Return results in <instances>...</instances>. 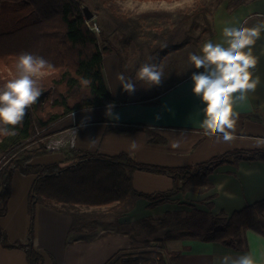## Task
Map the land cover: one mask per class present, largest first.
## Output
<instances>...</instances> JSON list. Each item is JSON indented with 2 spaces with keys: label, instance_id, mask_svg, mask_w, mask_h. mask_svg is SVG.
I'll return each instance as SVG.
<instances>
[{
  "label": "trees",
  "instance_id": "16d2710c",
  "mask_svg": "<svg viewBox=\"0 0 264 264\" xmlns=\"http://www.w3.org/2000/svg\"><path fill=\"white\" fill-rule=\"evenodd\" d=\"M119 1L126 0H0V87L16 75L17 56L22 52L41 56L52 65L36 78L41 96L26 110L22 123L10 129L14 134L0 135L3 155L0 221L9 212L15 175L34 177L28 199L30 225L26 239L11 241L0 223V244L7 249L22 250L29 264H45V258L34 246L38 205L71 217V232H91L97 228L98 220L120 219L140 199L168 201L179 193H202L211 189L209 176L222 165H236L242 160L264 162V147L234 149L186 168L139 163L126 152L107 155L75 147L57 151L63 155L61 162H42L55 152L48 148L50 136L41 133L75 113L107 109L109 104L114 105L113 111L128 103L127 98L116 99L109 89L104 73L107 55L119 56L121 73L136 85L142 84L136 80V72L142 64L162 66V83L152 86L155 95L139 100L145 105L159 104L161 96L189 80L194 72L203 71L194 67L185 71L192 65L191 53L186 51L192 44L200 46L207 33L214 36L212 20L210 22L206 16L213 0H203L188 10L137 15L124 11ZM135 1L173 3L181 0ZM227 1L230 9L232 0ZM85 5L97 16L92 22L102 13L113 21L117 32L123 36L122 50L114 45L105 30L98 35L90 29L83 11ZM136 60L139 63L133 66ZM180 69L184 74L170 80ZM85 80L89 83H84ZM136 172L167 175L174 180V187L166 193H139L133 184ZM213 207L214 203H210L209 211L194 210L186 217L180 213L165 214L159 225L182 226L180 231L168 233L165 240L217 242L237 252H247L248 230L264 236V199L231 215L214 214ZM49 256L53 264H57L56 259ZM109 264H167V261L158 251L145 250L119 255Z\"/></svg>",
  "mask_w": 264,
  "mask_h": 264
},
{
  "label": "crops",
  "instance_id": "0c3cea01",
  "mask_svg": "<svg viewBox=\"0 0 264 264\" xmlns=\"http://www.w3.org/2000/svg\"><path fill=\"white\" fill-rule=\"evenodd\" d=\"M191 1L167 3L126 0L119 3L135 7L139 9V13H143L161 9L166 5L179 7ZM226 9L227 3H223L217 11L215 34L211 37L213 42L222 38V30L226 26L247 22L246 26L251 27L264 21L259 2L252 3L250 8L244 6V14L239 17L237 13L227 14ZM262 9L264 10V3ZM220 13L225 15H219ZM254 54L259 56L254 71L261 77L262 83L245 100L236 101L238 116L245 118L238 119L235 137L231 142L223 141L222 137L205 135L202 127V110L205 105L193 94L191 78L161 96L159 104L145 105L140 104L139 100L153 97L154 89H141L139 85H143L142 83L136 85L135 92L130 95L123 90L116 75L115 84L109 89L119 101L128 99L126 105L113 110L119 119L107 116V109L75 113L52 127L50 139L64 138L67 143L75 139V148L107 155L129 153L130 140H136L139 149L134 154H129L137 162L168 168L193 167L234 149L264 147L258 146L264 141V33L254 45ZM115 65L119 74L118 55ZM70 130H75L76 134ZM176 140L180 141L181 147L172 149L170 142ZM90 141L95 142L93 144ZM65 148L68 149L69 145ZM62 160L63 155L55 152L45 157L42 162ZM2 161L3 155L0 153V164ZM33 181V176L20 173L14 177L9 212L0 221L11 241L26 239L30 225L28 199ZM209 181L212 188L202 193H179L169 197L168 201L160 199L159 202L140 199L122 218L98 220L97 228L91 232H71V217L38 205L35 249L43 255L45 264H53L49 255L56 259L57 264H109L119 255L145 250L160 252L166 258L167 264H214V261L225 254L235 256L249 252L254 256L256 264H264V236L253 230L246 232L247 252H237L217 242L165 240L168 233L182 229L181 224L165 227L159 225L167 213H180L186 217L194 210L207 212L208 205L214 203V214L225 212L231 215L249 204L263 200L264 162L242 160L236 165H222L209 176ZM133 184L139 193L158 194L171 191L174 180L167 175L136 172ZM126 226L137 229L127 232L124 229ZM0 264L29 263L22 250L7 249L0 244Z\"/></svg>",
  "mask_w": 264,
  "mask_h": 264
},
{
  "label": "clouds",
  "instance_id": "9594fccd",
  "mask_svg": "<svg viewBox=\"0 0 264 264\" xmlns=\"http://www.w3.org/2000/svg\"><path fill=\"white\" fill-rule=\"evenodd\" d=\"M246 25L247 22H244L224 27L220 40L204 42L200 54L189 55V62L194 68L203 69L194 72L191 80L193 94L205 105L202 110L205 135L222 137L225 142H231L235 137L239 119L236 101L245 100L262 83L261 77L254 71L259 62V56L254 54V45L264 33V21L251 27ZM51 68L50 62L41 56L28 52L17 56L16 75L0 87V135L14 134L10 129L22 123L26 110L41 96L36 78ZM163 78V68L156 63H144L136 72V80L147 87L159 86ZM117 79L125 92L130 95L135 92L136 84L131 78L119 73ZM84 83L89 81L85 80ZM113 108L114 105L109 104L106 115L119 119L118 115H114ZM70 131L76 134L75 130ZM63 144V140H57L49 148H60ZM258 146H264V141ZM170 147L178 149L181 143L179 140L172 141ZM138 149L136 140H130L129 153L134 154ZM214 264H256V260L250 252L235 256L225 254Z\"/></svg>",
  "mask_w": 264,
  "mask_h": 264
},
{
  "label": "rangeland",
  "instance_id": "374dc122",
  "mask_svg": "<svg viewBox=\"0 0 264 264\" xmlns=\"http://www.w3.org/2000/svg\"><path fill=\"white\" fill-rule=\"evenodd\" d=\"M202 1L203 0H192L191 2H188L186 4H182V6H179V7H174V6H172V7L170 6L169 7L168 5H166L164 7H161V9L149 10V11H145L143 13L152 12V11H175V10H179V9L188 10V9H192L193 7H195L197 4H199ZM254 2H257V3L259 2L260 9L264 13V10L262 9V4L264 3V0H232V4H231L230 9H229V1L224 2V0L223 1L221 0L220 2H218V0H213L212 5L211 4L208 5V8H207L208 9V13L206 14V16L210 20V22L212 20V26L215 27L214 25H215L216 15L218 14L217 11H218L219 7L223 3H227V9H226V13L227 14L237 13V17H239V16H243V14H244V6H248L250 8L251 4L254 3ZM119 4H121V3H119ZM155 5H159V4H155ZM121 7H122V9H124V11H126V12H128V13H130L132 15L133 14H136V15L137 14H142V13H139L138 12L139 9H136L135 7H127L125 4H122ZM219 15H225V14L220 13ZM94 23H97L99 25L101 32H102V30H105L106 34L110 36V38H111L112 42L114 43V45L122 50L121 41H122L123 36L121 35V33L117 32L116 27L113 24V21L106 14L102 13L99 16V18L96 19V22H94ZM101 32H100V34H101ZM198 34H199V32H196L195 36H198ZM209 40H211V36H209V33H207L204 36V39L201 42L200 46L194 47L193 44H192L191 47L188 48V50L186 52H190V53L194 52L196 54L200 53L203 43L207 42ZM145 51L147 52V49H145ZM116 59H117V55L113 56V54L107 55L105 57L104 73H105V76H106L107 84L111 88H113V86L115 84V75L116 76L118 75L117 74V68H116V65H115ZM137 63H139L138 60H136L134 62L133 66H135ZM127 65L130 66L129 62H127ZM192 67H194V66L190 65L187 69H185V71H188ZM185 71L183 69H180L178 72H176L175 76L172 79H170V80H174V79L180 77L181 75L184 74ZM118 73H120L119 69H118ZM42 75H43V73H41L38 77H41ZM139 87H141V89H148L149 88L146 85H139ZM51 129L52 128H50V130ZM50 130H48L46 132H43L41 134L50 136V134H49ZM67 145L68 144H66L65 147H67ZM140 227H143V226L141 225ZM124 229L127 232H133L134 229H137V227L132 228V227L126 226ZM140 241H142V237L140 238Z\"/></svg>",
  "mask_w": 264,
  "mask_h": 264
},
{
  "label": "built area",
  "instance_id": "2783aa9c",
  "mask_svg": "<svg viewBox=\"0 0 264 264\" xmlns=\"http://www.w3.org/2000/svg\"><path fill=\"white\" fill-rule=\"evenodd\" d=\"M92 21H93V20H91V21H87V23H88L90 29H91L92 31H94L96 34L99 35L100 32H101L100 27H99V25H98L97 23H94V22H92ZM57 140H63V141H64L63 146H61L60 148H49V145H50V144H53V143H54L55 141H57ZM66 144L69 145V148H73V147H74V146H73V139H72L69 143H67V142L65 141L64 138L51 139V140H50V143H49V145H48V148H49V150H50L51 152H57V151H60V150L64 149L65 146H66ZM68 145H67V146H68ZM65 149H66V148H65Z\"/></svg>",
  "mask_w": 264,
  "mask_h": 264
},
{
  "label": "water",
  "instance_id": "95a60500",
  "mask_svg": "<svg viewBox=\"0 0 264 264\" xmlns=\"http://www.w3.org/2000/svg\"><path fill=\"white\" fill-rule=\"evenodd\" d=\"M83 11H84V14H85L87 21H91V20H94L96 18V15L93 13V11L87 5L83 6Z\"/></svg>",
  "mask_w": 264,
  "mask_h": 264
}]
</instances>
